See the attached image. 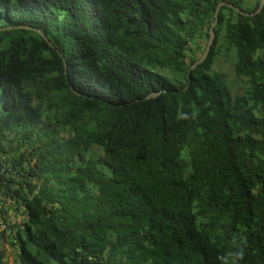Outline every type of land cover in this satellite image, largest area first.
I'll return each instance as SVG.
<instances>
[{"label":"trees","instance_id":"trees-1","mask_svg":"<svg viewBox=\"0 0 264 264\" xmlns=\"http://www.w3.org/2000/svg\"><path fill=\"white\" fill-rule=\"evenodd\" d=\"M222 1L260 6L0 0V29H40L67 61L0 32V239L17 264H264V8L223 7L188 79ZM223 48L240 95L214 70Z\"/></svg>","mask_w":264,"mask_h":264},{"label":"rangeland","instance_id":"rangeland-1","mask_svg":"<svg viewBox=\"0 0 264 264\" xmlns=\"http://www.w3.org/2000/svg\"><path fill=\"white\" fill-rule=\"evenodd\" d=\"M249 2H252L253 0H247ZM252 5H255V3L253 2ZM208 40H200L199 44L203 47V51L201 53L204 52V50L207 47L208 44ZM191 47V45H190ZM196 51L195 47H191V51L189 52V54H192L193 52ZM198 53L197 57H200L202 54ZM234 62H235V57L234 54L232 52H227L225 48H223L221 50V54L219 55L214 70L222 75H224V77L226 78V80L228 81V83L231 86V89L233 91L234 95H240L244 92V90L247 87V80L245 79H241V78H237L235 76V70H234ZM4 205L6 206V210L8 211V218L12 221V222H17V223H21L22 219H23V215H21V213H17L14 210V207L12 206L11 202L9 201H5ZM4 231V227H2V225H0V234L3 233ZM6 237H8L6 235ZM7 239H0V253L1 252H6L5 257L3 258V264H17L16 260H17V248H13L9 243H7Z\"/></svg>","mask_w":264,"mask_h":264},{"label":"water","instance_id":"water-1","mask_svg":"<svg viewBox=\"0 0 264 264\" xmlns=\"http://www.w3.org/2000/svg\"><path fill=\"white\" fill-rule=\"evenodd\" d=\"M223 7H228V8H231L233 9L234 11H236L237 13L241 14V15H244V16H249V17H252V16H256L257 14L261 13L263 8H264V0H260V6L259 8L257 9L256 12L254 13H247L246 11L238 8L236 5L232 4V3H229L227 1H222L219 3L217 9H216V12H215V15H214V20L212 21L211 23V27H210V31H209V41H208V44H207V47L205 49V52L203 53V55L201 56V58L196 62L194 63L190 70H189V73H188V79L190 80V75H191V72L196 70L198 68V66H200L201 64H203L206 59L208 58V55L212 49V46L215 42V38H216V33H215V28L216 26L218 25V22H219V15H220V12H221V9ZM12 30H29V31H34L36 33H38L47 43L48 45L54 50L56 51V53L63 59V62H64V66H65V69H66V74H67V61L65 59V56L61 53V51L56 48L52 43L51 41L48 39V37L46 36V34L44 32H42L40 29H36L34 27H31V26H18V27H8V28H2L0 29V32L2 31H12ZM71 90L73 93H75L76 95L78 96H82L81 93H79L78 91H76L73 87H71ZM161 94V92H154V93H151L147 99H152V98H156L158 97L159 95Z\"/></svg>","mask_w":264,"mask_h":264}]
</instances>
